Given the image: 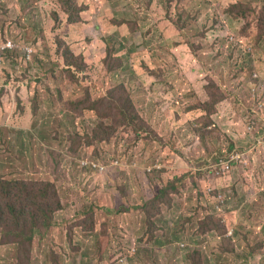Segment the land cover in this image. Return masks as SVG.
I'll return each mask as SVG.
<instances>
[{"label": "rangeland", "instance_id": "rangeland-1", "mask_svg": "<svg viewBox=\"0 0 264 264\" xmlns=\"http://www.w3.org/2000/svg\"><path fill=\"white\" fill-rule=\"evenodd\" d=\"M263 16L264 0H0L13 45L0 50V177L52 181L62 201L33 264H245L239 243L264 264L247 241L264 235V155L244 148ZM256 122L258 144L264 112ZM232 154L231 172L210 176ZM166 193L156 243L145 204ZM208 211L239 242L172 240L166 219L194 231ZM12 229L0 227V264L24 258Z\"/></svg>", "mask_w": 264, "mask_h": 264}, {"label": "trees", "instance_id": "trees-1", "mask_svg": "<svg viewBox=\"0 0 264 264\" xmlns=\"http://www.w3.org/2000/svg\"><path fill=\"white\" fill-rule=\"evenodd\" d=\"M237 6V4L233 5V7ZM177 28L180 30L179 27ZM257 29L260 32L259 42L264 41V16L258 20ZM71 55L73 54L71 53ZM258 79L259 78H253L252 76L254 85H252L253 88L250 86L248 89L250 99L247 101V105L251 107L250 110L254 115L248 114L245 119L247 122L246 127L248 128V126H251V131L256 134L260 133L256 128V118H258L260 113L264 112V86L262 87ZM255 85H257L256 88ZM120 100L125 101L126 109L128 105L132 103L130 98ZM260 105H262V108H260ZM2 132L3 131L0 130V134ZM76 137L77 139L75 140L74 149L75 145L82 144V138L78 136ZM208 172L210 173V176L213 175L216 177L213 173V167L211 165ZM230 172L231 170L226 174H229ZM29 188L35 190L37 193L28 192ZM59 195L60 190L52 181H31V183L23 184L21 181H9L0 177V227L13 228L6 233V236L11 239V242L15 240L13 246L17 247L20 245L22 247L21 249L23 251L24 258L22 257L21 262L18 264H33V260L31 258L32 249L30 248V245L35 240L37 233H43L45 235L46 231L51 229L54 225V214L58 210L62 209V201ZM166 196L167 193L166 195H159L145 204V208H147L148 211V223L150 225V240L156 243L160 237L158 233H155V230L158 228L157 223L164 218H157V220L156 218H152L161 213V208L158 206V202ZM169 197L167 200H171ZM204 199H206L205 196L203 194H199L198 206L200 204L201 207L204 204ZM35 205L38 207H35ZM208 208L213 209L212 206H208ZM166 220L167 222H170L174 228V234L171 236L172 240H183L184 233L188 232L189 240L190 238L194 239L197 236L203 238V241L208 239L211 242L212 237H219V239L224 242L223 244L226 246V250L230 249L232 241L239 242L235 236V226L233 227V234L227 237L228 229L223 218H215V216L210 213L206 218L199 219V227L194 231H189L190 227L186 226L185 221L182 222V220L179 221V219ZM177 222L182 223L178 225L176 224ZM162 228L164 231L162 234H164L167 229L164 225H162ZM247 241H249L251 246L250 253H260L264 255V235L257 237L250 236L247 238ZM251 241H255V243L251 245ZM232 250L238 258L245 259V264H251V261H249L247 256L243 254L244 252L240 248V243L232 245ZM197 253L202 254L200 251H197ZM229 262L230 256H228V261L223 264H229ZM236 263L244 264L243 262ZM153 264H159V262L155 261ZM196 264L205 263L202 260Z\"/></svg>", "mask_w": 264, "mask_h": 264}, {"label": "built area", "instance_id": "built-area-1", "mask_svg": "<svg viewBox=\"0 0 264 264\" xmlns=\"http://www.w3.org/2000/svg\"><path fill=\"white\" fill-rule=\"evenodd\" d=\"M7 47H12V44L9 43L8 45L0 43V50L2 51L3 55ZM257 78V74L254 76ZM260 144L264 148V136L260 141ZM242 156L240 154H233L227 160H222L220 165L213 167V173L216 177L224 176L228 171L232 169L231 165L233 162L238 161Z\"/></svg>", "mask_w": 264, "mask_h": 264}, {"label": "clouds", "instance_id": "clouds-1", "mask_svg": "<svg viewBox=\"0 0 264 264\" xmlns=\"http://www.w3.org/2000/svg\"><path fill=\"white\" fill-rule=\"evenodd\" d=\"M0 43H2L1 41H0ZM6 43L7 44H5V45H8L9 43H11V41H6ZM3 44V43H2ZM12 44V43H11ZM12 48H13V45H12ZM7 49H11V47H7L6 48V50ZM256 74H253V78H255L254 76H255ZM252 85H254V81L251 79V82H249V87L251 86L252 87ZM253 88V87H252ZM252 91H253V89H252ZM248 132H249V134H250V137H251V139L253 140V142L252 143H254V145H252V147H251V151L252 152H255V151H257V152H259V153H261V154H263L264 155V148H263V146L260 144V141L262 140H260L259 142H258V144H256V139L254 138V133L251 131V126H248ZM263 131V133H262V136L260 137V138H263V136H264V130H262ZM259 138V139H260ZM233 155V154H232ZM241 156H243V154H241ZM246 156V154L244 153V157ZM230 157V156H229ZM228 159V158H227ZM225 176V175H224ZM223 177V176H222ZM222 177H219V178H222ZM233 229L234 228H232L231 230V233L228 235V236H231L232 234H233Z\"/></svg>", "mask_w": 264, "mask_h": 264}, {"label": "crops", "instance_id": "crops-1", "mask_svg": "<svg viewBox=\"0 0 264 264\" xmlns=\"http://www.w3.org/2000/svg\"><path fill=\"white\" fill-rule=\"evenodd\" d=\"M260 108H262V105H260ZM245 133H244V148L248 147V146H251L252 145V142H251V138H250V134L248 132V129L247 127L245 128ZM248 137L250 138V140L248 139ZM245 153V152H244Z\"/></svg>", "mask_w": 264, "mask_h": 264}]
</instances>
